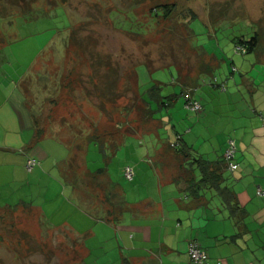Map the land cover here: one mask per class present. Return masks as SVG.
<instances>
[{
	"label": "rangeland",
	"instance_id": "374dc122",
	"mask_svg": "<svg viewBox=\"0 0 264 264\" xmlns=\"http://www.w3.org/2000/svg\"><path fill=\"white\" fill-rule=\"evenodd\" d=\"M26 1L22 7L0 2V98L15 88L19 96L10 99V108L27 118L24 126L33 124L34 115L41 135L49 138L54 156L41 171L47 185L62 193L47 194V205L68 202L96 217L91 203L110 204V188L121 193L136 184L120 176L127 145H133L132 154L142 148L155 155L169 140L161 120L178 127L177 113H191L184 106L191 94L204 99L206 112L191 113L188 127L204 137L212 126H224L231 107L243 106L238 100L257 107L245 79H264V0ZM251 37H257V49L237 52L235 41ZM221 82L227 90L214 87ZM156 88L162 100L174 95L168 108L151 115L136 109L143 95L158 110L150 100ZM187 130L181 134L187 137ZM18 132L10 129L17 141ZM20 132L26 133L23 126ZM23 147L13 142L10 153ZM18 196L26 200L25 192ZM41 212L23 205L0 212V250L10 248L5 264H77L73 250L81 252L80 242L48 228ZM88 237L82 236L83 244Z\"/></svg>",
	"mask_w": 264,
	"mask_h": 264
},
{
	"label": "crops",
	"instance_id": "0c3cea01",
	"mask_svg": "<svg viewBox=\"0 0 264 264\" xmlns=\"http://www.w3.org/2000/svg\"><path fill=\"white\" fill-rule=\"evenodd\" d=\"M249 77L245 79L247 91L252 92L257 107L250 109L243 107L244 101L238 100L243 106L236 105L238 101H235L236 107H231L228 118L224 119L227 122L221 129L212 126L209 136L204 137L199 130L188 127L190 114L196 112H178V127L174 124L170 127L171 120L167 118L161 120L170 129L167 143H175L180 136L190 149L192 158L186 163L166 149V142L157 147L155 155L143 152L142 148L140 151L134 148L132 154L133 145L128 144L129 152L125 153L126 160L119 171L126 178L125 168L132 167V181L136 184L122 189L121 193L116 187L110 188V204L91 203L92 207L97 206L92 210L96 217L88 212L85 216L68 202L47 205V194L62 193L61 189L47 185V175L41 171L42 164L54 155L46 144L49 138L41 135L34 115L30 114L33 124L30 121L24 126L27 118L10 108V99L16 100L19 96L15 97L13 88L4 100L0 98L3 101L0 103V212L14 211L15 206L22 205L26 210L40 209L48 228L62 234L71 233L80 242L81 252L73 250L77 264H197L189 255L193 242L206 252L208 259L204 264H264V194H258L259 190L264 192V79ZM222 85L225 86L221 82L214 87ZM190 98L201 105L204 100L192 94ZM202 107L203 111L198 114L206 112ZM10 122L14 123L11 128ZM19 126L26 133L21 134ZM185 127L186 133L189 131L187 137L181 134ZM15 128L19 130L18 141L10 136V129ZM230 139L236 144V171H230L223 162ZM10 142H21L23 151L10 153ZM198 158L223 167L214 175L216 185L202 183L203 173L195 165L190 170L189 164ZM29 160L35 161L32 169H28ZM108 178L112 183V176ZM69 190L75 191L74 187ZM21 192H25L26 200L18 196ZM34 201L40 204L34 206ZM113 210L117 216L114 220ZM85 234L89 237L83 244ZM2 250L0 257L5 264V260H10V248L6 246Z\"/></svg>",
	"mask_w": 264,
	"mask_h": 264
},
{
	"label": "trees",
	"instance_id": "16d2710c",
	"mask_svg": "<svg viewBox=\"0 0 264 264\" xmlns=\"http://www.w3.org/2000/svg\"><path fill=\"white\" fill-rule=\"evenodd\" d=\"M1 1H7V2H10L12 4L19 5L20 7H22L23 4L25 5V4L28 3L26 0H0V2ZM164 7L168 11H170V9L172 8L171 6L168 7L167 5H164ZM169 15H170V13H164V17H166V18ZM237 46L244 47L246 49V53L245 54H247L249 52L252 53L258 47V39H257V37H251L248 41H246L245 39H238V40L235 41V48H237ZM236 51H237V49H236ZM135 79H136V77H135ZM157 90H159V93L156 92ZM156 91L151 95L150 100L154 101L157 104V107H158L159 110H163V108H165L167 105L170 104V101L173 100L174 97H173V95L172 96H167L168 101H165L164 102L162 100L161 95H160V88H156ZM160 99L162 101L159 103V100ZM190 100H192V99H190ZM188 101L189 100H187L185 102V104ZM130 102L131 101H129V102L126 103V108L129 105L128 103H130ZM135 102H137V103H135V105L139 104L138 107L136 106V109H139L140 110V109L144 108L146 115L147 114L148 115H151L153 112H155L150 107L149 102L146 101V100H144V98L142 96H137ZM185 104H184V106H185ZM130 108H131V111H130L131 113H133V112L136 111V109H134L135 106L129 107V109ZM151 117L152 116L147 117V119H145V120L152 119ZM143 122H144L143 125H145V121H143ZM39 131H41V130H39ZM176 143H177V145H175V146H172L173 143L172 144L166 143V149L167 150L169 149L170 151H172L173 153H175L176 155H178L181 158L182 163H186L190 158H192V155H191V153L189 151L190 149L185 146V144L181 140V137L180 136L177 137ZM223 162L225 164V161H223ZM194 165H195V168L199 169L203 173V178L201 180L202 183L209 184L211 182H214L213 184L216 185V183H215L216 177H214V175L217 174L216 173L217 171H220L221 172L223 170V167H221V166H214L211 163H209V162H207V161H205V160H203L201 158L195 159L192 163L189 164V166H191L190 170H192L194 168ZM211 170H213V172H211ZM218 176L220 178L221 175L218 173Z\"/></svg>",
	"mask_w": 264,
	"mask_h": 264
},
{
	"label": "built area",
	"instance_id": "2783aa9c",
	"mask_svg": "<svg viewBox=\"0 0 264 264\" xmlns=\"http://www.w3.org/2000/svg\"><path fill=\"white\" fill-rule=\"evenodd\" d=\"M237 51L241 54H245L246 53V49L242 46H237ZM222 90H225V86L222 85L221 87ZM185 108L188 111L191 112H201L203 110L201 104L198 101H193V100H189L186 104H185ZM177 145V143H173L172 146ZM235 156H236V144L235 141L233 139H230L228 141V146L224 152V161L226 164V167L230 170V171H236L238 169V164L235 161ZM35 165V161L34 160H29L28 162V169H32V167H34ZM124 175L126 177V179L128 181H132L134 179V169L130 166L125 168V172ZM258 194L263 195L264 192H261L259 190ZM189 255L190 258L193 262L197 263V264H204L207 259L208 256L206 254L205 251L201 250L200 247L198 246L197 243L193 242L190 244L189 247Z\"/></svg>",
	"mask_w": 264,
	"mask_h": 264
}]
</instances>
